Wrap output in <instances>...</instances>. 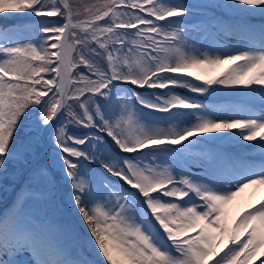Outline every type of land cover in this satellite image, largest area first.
Masks as SVG:
<instances>
[{
    "label": "snow or ice",
    "instance_id": "1",
    "mask_svg": "<svg viewBox=\"0 0 264 264\" xmlns=\"http://www.w3.org/2000/svg\"><path fill=\"white\" fill-rule=\"evenodd\" d=\"M197 7L234 17L190 23ZM16 14L36 22L0 29V180L26 179L0 215V264H264V198L228 212L264 186V22H249L264 0H0ZM213 30L247 43L191 37ZM215 86L261 108L221 114L177 91ZM221 142L241 152L208 147ZM60 184L95 259L58 222Z\"/></svg>",
    "mask_w": 264,
    "mask_h": 264
},
{
    "label": "bare ground",
    "instance_id": "2",
    "mask_svg": "<svg viewBox=\"0 0 264 264\" xmlns=\"http://www.w3.org/2000/svg\"><path fill=\"white\" fill-rule=\"evenodd\" d=\"M228 0H201L199 3H193V5L197 6H202V5H208V4H216V3H227ZM207 13L208 15H203L197 22L201 21H206L209 17H211V13H215V17L218 20H223V21H231L234 17V14L230 12L228 9L224 8H204V7H197L193 10V14L200 15L201 13ZM29 15H24V14H16L11 17H3L0 16V29H4V26L7 21H12L16 19H25ZM249 22L252 25L259 26L262 22L261 18L259 17H251L249 18ZM191 37L194 41L197 42V46L200 44H203L207 48H216V47H221L225 50L227 49H232V48H239L243 47L247 41L242 40L239 36L235 34H226V35H217L216 31L213 30L212 32H201V33H195L193 32L191 34ZM223 67L214 70H209L207 75H215L217 72L221 71ZM219 91L214 93V101L209 102L206 100L201 99L199 96L194 95L192 93H188L182 90L177 89V91H180L183 95H190L193 99H199L205 103H208L210 105H213L214 107L221 108V114H224V112L230 108H244V109H251V110H256L259 111L261 108V98L259 93H256L251 96H245V95H237V94H232L229 92L228 89H225L223 86H216ZM240 87V86H236ZM257 87V86H254ZM158 91H163V90H158ZM248 143V142H245ZM208 147L212 149H217V148H222L223 150L229 152V153H239L241 150L238 148L236 145H232L229 143H216V144H209ZM246 158L251 161L252 163L258 164L262 157L259 153L258 147H252L249 149L243 150ZM16 196V194H14ZM264 198V186H254L250 187L248 189H245L243 192L239 193L237 197L234 198V200L231 202V204L228 206V212L230 216L236 215L238 212L246 208L249 204H254L256 203L257 200ZM62 204L72 217L74 218V221L77 225V227L80 229L82 233V241L84 243V237H86L88 234L84 230V225L80 222V218L76 216L75 210L71 209V206L67 202L66 196L61 197ZM10 206L8 205H3L1 208L0 212L2 214L5 212V210L9 209ZM158 227V225H157ZM162 231V230H161ZM83 246H86L85 243ZM27 254H23L19 257L26 256ZM21 260L20 258H17ZM30 258H25V261L29 260Z\"/></svg>",
    "mask_w": 264,
    "mask_h": 264
},
{
    "label": "rangeland",
    "instance_id": "3",
    "mask_svg": "<svg viewBox=\"0 0 264 264\" xmlns=\"http://www.w3.org/2000/svg\"><path fill=\"white\" fill-rule=\"evenodd\" d=\"M201 0H184V2H186V3H189V4H193V3H199ZM73 2H76V0H73ZM85 2H95V0H85ZM26 15V14H25ZM197 14H195V15H192L191 17H189L188 19L189 20H198L200 17H202L203 15H208L207 13H201L200 15H197ZM209 16V15H208ZM211 17L212 16H215V13H211V15H210ZM48 19H56V18H48ZM22 22L23 23H19V22H15L14 24H6L5 26H4V29L5 28H10V27H12V26H28V25H32V24H34L35 22H36V18L35 17H32V16H27V17H25V19H22ZM83 70V69H82ZM197 83H199V81H197ZM124 87H125V85H124ZM127 87H131L130 85H127ZM216 87V86H215ZM179 90H182V91H185V92H188L187 90H185V89H179ZM188 93H190V92H188ZM192 94H194V95H197V96H199L201 99H203V100H206V101H213V99H211V98H214V95H212V96H206V95H201V94H195V93H192ZM20 177V176H19ZM19 177H15V178H12V177H10V178H8V179H4V180H0V197L2 196L3 197V195H4V193H6L7 192V189L5 188V185H9V184H12L13 182H17L18 181V178ZM63 224H66V225H68L69 226V228H70V232H71V227H72V220L70 219L69 221H65L64 219H63ZM73 235L80 241V246H82V237H81V235H80V233H79V231L78 230H76L75 229V227H73ZM91 251V250H90Z\"/></svg>",
    "mask_w": 264,
    "mask_h": 264
},
{
    "label": "flooded vegetation",
    "instance_id": "4",
    "mask_svg": "<svg viewBox=\"0 0 264 264\" xmlns=\"http://www.w3.org/2000/svg\"><path fill=\"white\" fill-rule=\"evenodd\" d=\"M9 185H15V182ZM9 185H5V187H7L8 190L11 188ZM66 191L67 189L65 186H63L62 184L57 185L55 189V201L58 208V218H60L61 220L64 219L65 221H69L71 217L67 214V210L61 201L62 195L66 196Z\"/></svg>",
    "mask_w": 264,
    "mask_h": 264
}]
</instances>
